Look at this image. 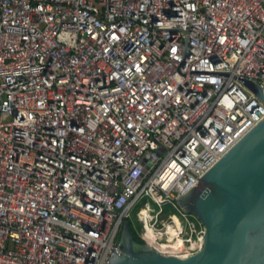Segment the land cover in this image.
I'll return each instance as SVG.
<instances>
[{
	"label": "built area",
	"instance_id": "obj_1",
	"mask_svg": "<svg viewBox=\"0 0 264 264\" xmlns=\"http://www.w3.org/2000/svg\"><path fill=\"white\" fill-rule=\"evenodd\" d=\"M236 76L264 95V0H0V264H106L138 206L199 250L176 199L264 117Z\"/></svg>",
	"mask_w": 264,
	"mask_h": 264
},
{
	"label": "water",
	"instance_id": "obj_2",
	"mask_svg": "<svg viewBox=\"0 0 264 264\" xmlns=\"http://www.w3.org/2000/svg\"><path fill=\"white\" fill-rule=\"evenodd\" d=\"M263 102L258 83L235 77ZM204 227L202 246L185 257L134 241L124 219L106 264H264V117L176 199Z\"/></svg>",
	"mask_w": 264,
	"mask_h": 264
},
{
	"label": "rangeland",
	"instance_id": "obj_3",
	"mask_svg": "<svg viewBox=\"0 0 264 264\" xmlns=\"http://www.w3.org/2000/svg\"><path fill=\"white\" fill-rule=\"evenodd\" d=\"M141 200L139 201V204H141ZM150 204L152 205V206H154V204L152 203V202H150ZM146 209H147V207H146ZM145 209V210H146ZM164 213H170V214H173V215H177V213H178V210L175 208V207H173L172 205H165L164 206ZM135 210H136V207H133L131 210H130V213H129V216H128V218L132 221V224H133V226H134V228H135V230L137 231V233H140V224L139 223H137L136 222V220H135V216H134V213H135ZM162 216H165V214H163ZM188 217L192 220V221H194V223L196 224V227H200L201 226V224H200V222L196 219V217L195 216H193L192 214H189L188 215ZM165 219V217H162V219H161V222L163 221ZM141 221H142V219H141ZM143 222V221H142ZM145 224V223H144ZM145 227L147 228V230H150L151 231V228H149V227H147V225L145 224ZM202 227V226H201ZM121 228H122V226H121ZM121 228H120V231H121ZM10 246L12 247V244L10 243Z\"/></svg>",
	"mask_w": 264,
	"mask_h": 264
},
{
	"label": "trees",
	"instance_id": "obj_4",
	"mask_svg": "<svg viewBox=\"0 0 264 264\" xmlns=\"http://www.w3.org/2000/svg\"><path fill=\"white\" fill-rule=\"evenodd\" d=\"M145 209H146V206H138V207H136V210L134 213L136 222L139 223L140 225H143L144 227H145V224L141 221L140 214L144 215ZM125 219L128 220V226H129V229L131 231V234H132L134 241H136L138 243H144L145 240H143L140 237L139 233H137V231L135 230V228L132 224V221L128 217H126ZM145 229H147V228L145 227ZM147 231L150 232V230H147ZM119 236H120V233H119Z\"/></svg>",
	"mask_w": 264,
	"mask_h": 264
},
{
	"label": "bare ground",
	"instance_id": "obj_5",
	"mask_svg": "<svg viewBox=\"0 0 264 264\" xmlns=\"http://www.w3.org/2000/svg\"><path fill=\"white\" fill-rule=\"evenodd\" d=\"M140 216H141L143 223H145L147 225V227L151 228V226L148 223V219L151 218V215L149 214L147 209L145 210L144 215L140 214ZM172 218H173L174 224L171 226H167L166 230H165V233H167V235H170V236H172L174 234L176 227H179L180 223H181V217L178 214L172 215ZM162 222H164V220ZM151 230H152V228H151ZM156 232L160 233L161 230L157 229Z\"/></svg>",
	"mask_w": 264,
	"mask_h": 264
}]
</instances>
